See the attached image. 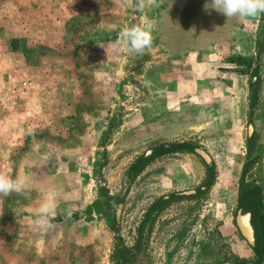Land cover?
Listing matches in <instances>:
<instances>
[{"label":"rangeland","instance_id":"obj_1","mask_svg":"<svg viewBox=\"0 0 264 264\" xmlns=\"http://www.w3.org/2000/svg\"><path fill=\"white\" fill-rule=\"evenodd\" d=\"M211 6L0 0V174L57 203L53 228L36 231L43 195L0 196V264H254L237 205L242 176L264 190V13L228 20ZM136 24L153 37L143 56L117 43ZM178 141L210 163L170 152L130 180L137 156ZM207 164L213 183L191 196ZM172 192L136 251L146 208Z\"/></svg>","mask_w":264,"mask_h":264},{"label":"trees","instance_id":"obj_2","mask_svg":"<svg viewBox=\"0 0 264 264\" xmlns=\"http://www.w3.org/2000/svg\"><path fill=\"white\" fill-rule=\"evenodd\" d=\"M238 63H242V58H237ZM257 102V95L253 92L250 99V117L252 114V110L254 105ZM251 141V137L248 138ZM196 145L192 141H178V142H170L168 144H159L150 150L148 154H141L137 156L129 165L127 174L130 177V180H134L147 166L149 162L153 159L176 151H194ZM213 164L206 165V171L203 182L197 186L191 196H196L200 193H204L209 187L212 185L214 180V169ZM247 163L244 165L242 169V173L244 174L247 170ZM243 179V176H242ZM241 179L240 188L238 193V205L237 208L241 210V213H249L250 214V223L253 228L254 234V242L250 245L253 250L256 259L254 264H261L264 261V203L263 196L264 190L262 186H246ZM176 192H172L167 195H162L156 200H154L150 205L146 208L144 213V217L140 222V225L137 229V238L135 241L134 249L136 251L140 250L143 232L146 223L149 219L153 218L157 215L161 210H163L173 198H175ZM246 260L237 259L232 262H228L226 264H246Z\"/></svg>","mask_w":264,"mask_h":264},{"label":"clouds","instance_id":"obj_3","mask_svg":"<svg viewBox=\"0 0 264 264\" xmlns=\"http://www.w3.org/2000/svg\"><path fill=\"white\" fill-rule=\"evenodd\" d=\"M134 12L141 14L145 8L152 5L154 0H132ZM211 8L225 15L228 20L236 17L239 19L254 18L260 13H264V0H211ZM205 5V10H208ZM153 37L150 30L142 28L139 24L131 27H124L118 36L119 42L127 44L125 51L129 54L143 56L146 50L152 47ZM101 45V44H100ZM101 47H105L101 45ZM108 54V48L106 47ZM32 191L43 195L44 199L36 212V219L33 224V230H49L53 228L51 219L55 215L57 203L53 198L50 189L43 184L33 183L31 179L24 175H17L15 178L0 174V196L28 195Z\"/></svg>","mask_w":264,"mask_h":264},{"label":"water","instance_id":"obj_4","mask_svg":"<svg viewBox=\"0 0 264 264\" xmlns=\"http://www.w3.org/2000/svg\"><path fill=\"white\" fill-rule=\"evenodd\" d=\"M194 151L198 153L199 155H201L207 163H210L211 159L209 155L206 154L203 150L199 148H195ZM262 165H263V170H264V148H263V155H262ZM187 193H189V191ZM244 219H246V221H244ZM237 223H238V226L240 228L242 235L249 241L250 244H252L254 242V234H253L252 225L250 223V214L249 213L241 214V210H238ZM261 264H264V261Z\"/></svg>","mask_w":264,"mask_h":264},{"label":"bare ground","instance_id":"obj_5","mask_svg":"<svg viewBox=\"0 0 264 264\" xmlns=\"http://www.w3.org/2000/svg\"><path fill=\"white\" fill-rule=\"evenodd\" d=\"M244 221H246V219H244Z\"/></svg>","mask_w":264,"mask_h":264}]
</instances>
